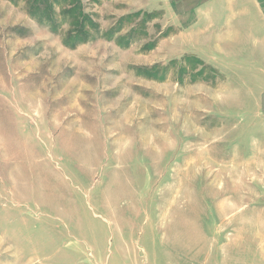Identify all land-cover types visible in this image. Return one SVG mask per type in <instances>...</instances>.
<instances>
[{
	"label": "rangeland",
	"instance_id": "rangeland-1",
	"mask_svg": "<svg viewBox=\"0 0 264 264\" xmlns=\"http://www.w3.org/2000/svg\"><path fill=\"white\" fill-rule=\"evenodd\" d=\"M0 264H264V0H0Z\"/></svg>",
	"mask_w": 264,
	"mask_h": 264
}]
</instances>
